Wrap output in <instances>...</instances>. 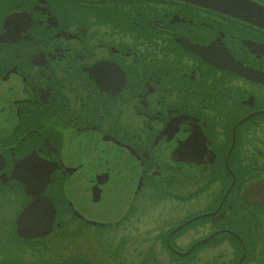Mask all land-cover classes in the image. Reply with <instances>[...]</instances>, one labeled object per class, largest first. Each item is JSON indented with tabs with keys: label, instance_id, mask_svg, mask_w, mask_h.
Returning a JSON list of instances; mask_svg holds the SVG:
<instances>
[{
	"label": "flooded vegetation",
	"instance_id": "1",
	"mask_svg": "<svg viewBox=\"0 0 264 264\" xmlns=\"http://www.w3.org/2000/svg\"><path fill=\"white\" fill-rule=\"evenodd\" d=\"M239 1L0 0L1 264H264V0ZM35 200L51 232L22 237Z\"/></svg>",
	"mask_w": 264,
	"mask_h": 264
}]
</instances>
